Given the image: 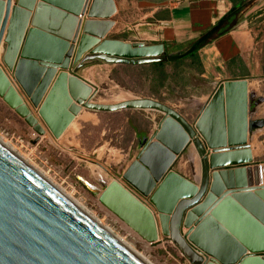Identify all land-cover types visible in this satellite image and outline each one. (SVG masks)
<instances>
[{"label":"water","instance_id":"obj_1","mask_svg":"<svg viewBox=\"0 0 264 264\" xmlns=\"http://www.w3.org/2000/svg\"><path fill=\"white\" fill-rule=\"evenodd\" d=\"M102 2L108 12L99 16ZM113 13L112 0H0V49L6 43L0 98L39 137L46 131L27 100L55 138L82 109L162 114L157 131L141 140L123 181L98 173L100 189L78 179L146 242L155 244L161 235L191 264H264V165L250 166L247 144L256 129L264 128V119L249 118L254 96L248 81L222 83L194 126L151 99L94 103L91 87L77 74L86 63L138 66L166 56L163 46L96 39L105 33L99 34L102 22L92 19L106 20ZM183 56L166 57L171 62ZM53 102L59 113L46 117ZM191 146L203 160L199 186L174 171ZM0 264L143 263L0 146Z\"/></svg>","mask_w":264,"mask_h":264},{"label":"rangeland","instance_id":"obj_2","mask_svg":"<svg viewBox=\"0 0 264 264\" xmlns=\"http://www.w3.org/2000/svg\"><path fill=\"white\" fill-rule=\"evenodd\" d=\"M113 37L115 34L107 35L105 33L101 38H95L101 42L112 40ZM160 58L165 59V55ZM1 64L2 62H0ZM93 64L96 63H86L81 70H78V73H85L83 70ZM169 68L172 74L171 83L169 81L167 87L161 91L151 88L149 81L138 73L126 74L118 68V78L123 86L115 82L108 83L100 79L102 73L98 74L100 78L97 75L94 76L96 88L92 91L91 99L94 103L100 104H116L115 98L121 94L129 95L130 100L151 99L173 109L191 126H194L211 99L205 100L204 94L209 91L208 87L202 81L195 78L190 79L188 74L182 71L184 69H177L176 72L171 65ZM8 74L11 76L10 72ZM87 75L92 77L93 73ZM249 87L252 89L249 93L250 96H254L250 101L249 118L254 121L262 120L264 119V86L255 83ZM71 103L76 104L72 99ZM86 111L88 110H81V112ZM97 114L102 119V124L105 125L103 137L100 136L101 127L93 129L89 126L85 130V134L82 133L80 137L83 140V146L77 141L72 140L71 142V139L67 143H62V137L56 139L47 134L44 137H39L0 98V139L8 144V147L22 160L43 174L57 188L69 195L73 201H76L103 226L122 238L150 263L191 264L170 240L164 239L162 236L160 241L155 244L146 242L104 207L99 201V195L90 191L78 179L80 177L100 189L101 186L97 180L98 173L108 181L118 179L123 181L122 174L129 163L136 160L139 153L135 154L136 149L140 148V140H135L133 130L126 126V119H131L146 131L149 129L148 125L153 122V131L147 136L151 137L157 131L163 115L153 111L134 110ZM199 138L201 137L199 136ZM248 139L252 146L256 147L255 151L259 152L258 148L261 149V146H264V128L256 129ZM130 147L131 150L128 151ZM199 159H201L202 165V158L195 147L191 146L178 157L175 166L188 176L194 175L192 169L196 171L195 174H198ZM261 159H264L263 155Z\"/></svg>","mask_w":264,"mask_h":264},{"label":"crops","instance_id":"obj_3","mask_svg":"<svg viewBox=\"0 0 264 264\" xmlns=\"http://www.w3.org/2000/svg\"><path fill=\"white\" fill-rule=\"evenodd\" d=\"M15 1L13 0V4ZM39 2L40 0H37V3ZM112 2L114 13L109 19H92L102 22L98 28L99 34L106 33L110 35L113 33L115 37L112 40L129 45L163 46L166 56L182 53L187 56L197 51L203 69L202 74L198 75L190 69H184L183 71L188 74L190 79L195 78L202 81L208 87L209 91L204 94L206 101L225 82L247 80L249 86L255 83L264 86V0H112ZM234 2L247 5L240 14L243 17L242 21L227 33L213 34L212 30L230 13ZM107 10V6L102 2L101 9L96 13L102 16L108 12ZM80 18L84 19V17ZM202 43L204 44L199 47ZM4 44L6 45V43H3L1 47L2 53H4L3 46L6 47ZM198 47L199 49H197ZM119 66L96 63L84 69L85 73L77 72V74L93 91L96 88L94 76L97 75L100 78L98 74L102 73L100 79L108 83H114L111 75L113 70L117 69L118 71ZM86 72L87 74L93 73V76H88ZM251 90L249 87V92ZM27 103L46 134L53 136L38 110L33 108L29 100H27ZM57 108L58 104L56 102L50 104L45 109L46 117H55L59 113ZM94 113L81 112L62 133L60 136L62 137L61 142L67 143L71 139V142L72 140L77 141L83 146V140L80 137L82 133L85 134V130L89 126L93 129L101 127L100 136L103 137L105 135V125L102 124L100 116ZM125 123L133 130L135 140H140V143L143 138L149 136V133L151 134L153 131V122L148 125L149 129L147 131L142 130L140 125L135 124L129 118L126 119ZM51 126L52 128L55 127L54 124H51ZM247 144L250 146L253 159L250 166L264 165V159H261V156H264V152L262 153L264 146H261V149L258 148L259 152H256V147L252 146L250 139H248ZM130 150L131 147L128 151ZM139 151L140 148L136 149L135 154ZM199 161L198 174H195L196 171L192 169L194 175L188 176L177 169L176 166H174V171L199 186L201 184L203 160L202 165L201 159ZM238 167L233 166L230 168ZM100 177L104 179L102 174ZM263 186L264 178H262L260 187ZM126 187L131 190L127 185ZM131 192L144 204L149 205L146 199L133 190Z\"/></svg>","mask_w":264,"mask_h":264},{"label":"trees","instance_id":"obj_4","mask_svg":"<svg viewBox=\"0 0 264 264\" xmlns=\"http://www.w3.org/2000/svg\"><path fill=\"white\" fill-rule=\"evenodd\" d=\"M247 6L246 4L234 2V6L230 13L224 17L218 25L212 30L213 34H223L234 29L243 17L240 15L243 8ZM212 34V35H213ZM207 42V41H206ZM205 43V41H204ZM202 43L199 47H201ZM199 47L197 49H199ZM184 54V53H182ZM171 65L172 69L177 72V69H190L195 71L198 75L202 74L203 69L197 55V51L183 56L175 61H168L167 58L163 59L158 63L146 64V65H120L118 68L121 71L130 74H141L147 81H149L150 87L161 91L167 87V83L171 80L172 74L170 72L169 66ZM169 68V69H168ZM183 71V70H182ZM119 72L117 69L113 70L111 79L120 86H123V83L118 78Z\"/></svg>","mask_w":264,"mask_h":264},{"label":"bare ground","instance_id":"obj_5","mask_svg":"<svg viewBox=\"0 0 264 264\" xmlns=\"http://www.w3.org/2000/svg\"><path fill=\"white\" fill-rule=\"evenodd\" d=\"M5 43V42H4ZM5 45V44H4ZM6 46V45H5ZM6 48V47H5ZM5 54L2 53V50L0 49V62H2V58L3 55ZM3 69L5 70V67L3 65ZM6 73L7 70H6ZM8 76H10L8 74ZM14 84V83H13ZM16 84V83H15ZM14 84V86L18 89V87ZM19 90V89H18ZM20 92V91H19ZM249 92V89H248ZM131 98L129 97V95H125V94H121L119 96H117L115 98V101L117 103L119 102H124L126 100H130ZM0 146H2L5 150H7L8 152H10L11 154H13L15 157H17L19 159V161H21L23 164H25L26 166H28L33 172H35L40 178H42L45 182H47L56 192H58L63 198H65L70 204H72L74 207H76L80 212H82L83 214H85L88 218H90L93 222H95L98 226H100L106 233H108L112 238H114L119 244H121L122 246H124L127 250H129L134 256H136V258H138L143 264H152L150 263L145 257H143L141 254H139L138 252H136V250L134 248H132L129 244H127L122 238H120L119 236L115 235L109 228H106L105 226H103L95 217H93L90 213H88L82 206H80L76 201H73L69 195H67L66 193H64L63 191H61L59 188H57L50 180H48L43 174H41L40 172H38L34 167H32L30 164H28L27 162H25L24 160H22V158H20L12 149H10L8 147V144H6L5 142H3L0 139Z\"/></svg>","mask_w":264,"mask_h":264}]
</instances>
